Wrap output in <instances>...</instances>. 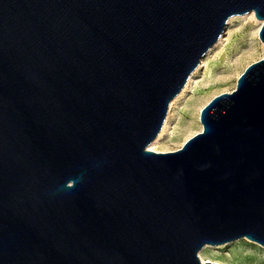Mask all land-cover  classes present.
<instances>
[{
	"label": "water",
	"instance_id": "water-1",
	"mask_svg": "<svg viewBox=\"0 0 264 264\" xmlns=\"http://www.w3.org/2000/svg\"><path fill=\"white\" fill-rule=\"evenodd\" d=\"M252 12L264 21V0H0V264H218L205 247L264 246V59L182 149L148 150Z\"/></svg>",
	"mask_w": 264,
	"mask_h": 264
},
{
	"label": "rangeland",
	"instance_id": "rangeland-1",
	"mask_svg": "<svg viewBox=\"0 0 264 264\" xmlns=\"http://www.w3.org/2000/svg\"><path fill=\"white\" fill-rule=\"evenodd\" d=\"M263 27L264 21L258 20L254 12L228 21L217 44L171 103L160 141L148 150L176 152L203 132L202 110L215 98L235 92L247 68L264 59V43L260 38ZM255 45L261 49L259 54L254 50ZM219 247H205L200 253L201 260L218 264H264V246L258 243L241 239Z\"/></svg>",
	"mask_w": 264,
	"mask_h": 264
},
{
	"label": "bare ground",
	"instance_id": "bare-ground-1",
	"mask_svg": "<svg viewBox=\"0 0 264 264\" xmlns=\"http://www.w3.org/2000/svg\"><path fill=\"white\" fill-rule=\"evenodd\" d=\"M254 50L256 51V53H260L261 52V49L257 46V45H255V48H254ZM252 57H254V56H252ZM251 57V58H252ZM196 119V118H195ZM161 136L162 135H159L158 137V139H156V141L153 143V144H157L159 141H160V139H161ZM248 240V239H247ZM253 242V241H252ZM256 243V242H255ZM207 247H212V246H207ZM217 247V246H216ZM219 247V246H218ZM220 248V247H219Z\"/></svg>",
	"mask_w": 264,
	"mask_h": 264
}]
</instances>
